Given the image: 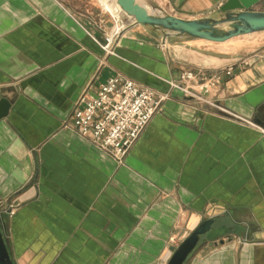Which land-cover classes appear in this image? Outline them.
Returning a JSON list of instances; mask_svg holds the SVG:
<instances>
[{"label":"crops","instance_id":"0c3cea01","mask_svg":"<svg viewBox=\"0 0 264 264\" xmlns=\"http://www.w3.org/2000/svg\"><path fill=\"white\" fill-rule=\"evenodd\" d=\"M227 1L153 0L189 21L217 19ZM251 11L264 12V0ZM121 16L107 56L103 34L69 0H0L10 103L0 120V207L10 214L0 212V227L13 264H168L206 220L184 264H264V32L164 43ZM227 68L208 99L256 127L171 87L184 72ZM115 76L166 97L122 164L80 138L71 117L83 93Z\"/></svg>","mask_w":264,"mask_h":264},{"label":"built area","instance_id":"2783aa9c","mask_svg":"<svg viewBox=\"0 0 264 264\" xmlns=\"http://www.w3.org/2000/svg\"><path fill=\"white\" fill-rule=\"evenodd\" d=\"M116 30L106 37V44L102 46L106 54H114L121 37V32ZM232 73V68L209 76L187 71L182 73L180 84H171V87L198 103L220 109L208 97L219 88L222 76L230 78ZM165 98L122 76H115L102 83L96 94L85 92L77 100L71 114L73 127L80 138L90 140L100 151L122 164L152 118L160 112ZM220 110L240 123L256 127L251 122Z\"/></svg>","mask_w":264,"mask_h":264},{"label":"water","instance_id":"95a60500","mask_svg":"<svg viewBox=\"0 0 264 264\" xmlns=\"http://www.w3.org/2000/svg\"><path fill=\"white\" fill-rule=\"evenodd\" d=\"M263 0H229L219 9L217 19L183 20L163 13L151 5V11L139 6L135 0H115L120 12L131 18V27H147L164 34V43L173 37L224 43L229 40L264 32V12L251 11ZM10 103L0 91V120L7 116ZM206 220L173 252L168 264H184L197 247L201 237L213 224ZM0 264H13L0 227Z\"/></svg>","mask_w":264,"mask_h":264},{"label":"rangeland","instance_id":"374dc122","mask_svg":"<svg viewBox=\"0 0 264 264\" xmlns=\"http://www.w3.org/2000/svg\"><path fill=\"white\" fill-rule=\"evenodd\" d=\"M69 2L74 12H76L79 15H82V18L85 21L89 22L92 28H94V30H96L100 34H103L104 44L102 46L106 44V37L110 35L112 32H114L117 28L121 29V35L123 34L126 28V27L122 28L123 23L127 22V19L121 16L119 9L117 13L113 14L110 8V3H112L110 0H69ZM147 4L150 10L152 4L158 7V5L155 2H153V0H148ZM118 15L119 17H121L120 22L118 18H116V16ZM120 38L116 44V47L119 44ZM104 54L106 53L104 52ZM106 55L110 56V54H106ZM0 212L6 215L10 214L8 213V211L6 212L2 206L0 207Z\"/></svg>","mask_w":264,"mask_h":264},{"label":"bare ground","instance_id":"6f19581e","mask_svg":"<svg viewBox=\"0 0 264 264\" xmlns=\"http://www.w3.org/2000/svg\"><path fill=\"white\" fill-rule=\"evenodd\" d=\"M110 1H111V2L117 7V9H119L118 6L116 5L115 0H110ZM135 1H136V3H137L139 6L145 8V9L148 10V11H151V10L149 9L148 4H147V1H148V0H135ZM119 12H120V10H119ZM120 14H123V13L120 12ZM123 15H125V14H123ZM128 18H129V17H128ZM130 19H131V18H130ZM131 21H133V20L131 19ZM116 31H118V33H120V32H121V29H118V28H117Z\"/></svg>","mask_w":264,"mask_h":264}]
</instances>
